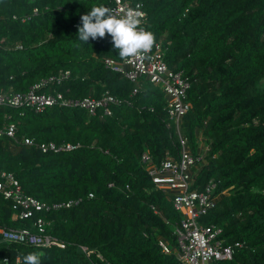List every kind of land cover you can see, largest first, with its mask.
Returning <instances> with one entry per match:
<instances>
[{
    "label": "trees",
    "instance_id": "obj_1",
    "mask_svg": "<svg viewBox=\"0 0 264 264\" xmlns=\"http://www.w3.org/2000/svg\"><path fill=\"white\" fill-rule=\"evenodd\" d=\"M148 30L161 41L168 68L190 81V108L179 131L169 122L166 96L145 77L130 81L105 67L122 59L110 34L78 41L81 15L111 0H0V90L26 91L39 79L69 71L52 84L67 98L119 100L111 114L54 105L40 112L0 106V127L13 122L15 138L0 137V169L12 172L28 195L49 205L76 202L13 219L0 196V227L32 228L36 217L62 245L0 244V264H182L161 251L175 245L180 214L155 188L141 162L177 158L178 133L192 156L194 186L218 181L217 205L199 218L222 228L225 243L242 242L221 264H264V0H137ZM36 9V11H34ZM48 88V87H47ZM46 87L43 90L47 89ZM70 143L43 152L26 145ZM204 144L208 149L204 152ZM91 194V196H90Z\"/></svg>",
    "mask_w": 264,
    "mask_h": 264
},
{
    "label": "built area",
    "instance_id": "obj_2",
    "mask_svg": "<svg viewBox=\"0 0 264 264\" xmlns=\"http://www.w3.org/2000/svg\"><path fill=\"white\" fill-rule=\"evenodd\" d=\"M109 8L116 15H124L129 9L138 11L142 14L140 27L148 29L147 11L141 1L111 0ZM164 55V47L159 40L154 42L152 48L141 57L120 60L106 58L104 65L130 81L145 77L159 87L166 96V110L169 119L167 125L173 124L178 132L180 120L190 108V102L186 98L190 81L182 72L168 68ZM69 75L70 72L67 70L59 71L55 75L51 74L39 79L23 92L11 89L0 90V106L14 109L28 108L40 112L48 107L61 105L78 107L88 114H95L98 109H102L104 114H111L110 105L118 103L119 100L108 92L100 97L86 96L75 99L65 97L56 89L49 91L50 85L62 83ZM45 87L48 88L43 90ZM16 131L15 123L7 122L0 127V137L15 138ZM178 138L181 150L177 158L168 155L159 163H155L148 153L143 152L141 155V162L155 188L169 194L174 209L180 214L179 224L172 229L175 245L171 246L163 239H160L158 244L163 253L173 254L182 264H221L222 261L231 259L235 250L241 248L243 243L236 241L227 244L221 237L222 228L220 226L199 222L202 215L216 207L218 196L223 192H216L218 181L212 178L208 179L201 189L194 186L191 170L201 160L202 153L199 156H192L179 133ZM22 142L26 145H35L43 152L68 150L73 147L70 143L56 145L54 142H41L34 144V140L28 136H23ZM204 149L206 152L208 148ZM0 196L11 202L13 219H31L39 212L51 208L70 207L76 203L67 201L49 205L42 202L26 194L15 175L3 169H0ZM33 227L34 230L28 227H0V244L21 243L39 248L62 245L60 241L46 232L45 220L42 217H36L32 224ZM7 261L5 258L4 263L7 264Z\"/></svg>",
    "mask_w": 264,
    "mask_h": 264
},
{
    "label": "clouds",
    "instance_id": "obj_3",
    "mask_svg": "<svg viewBox=\"0 0 264 264\" xmlns=\"http://www.w3.org/2000/svg\"><path fill=\"white\" fill-rule=\"evenodd\" d=\"M142 14L129 9L124 15H116L103 4H94L81 15V24L77 27L78 41L85 44L90 38L111 36L113 47L118 55L124 58L141 57L153 46L154 34L140 27ZM24 264H42L41 256L30 252L24 256Z\"/></svg>",
    "mask_w": 264,
    "mask_h": 264
},
{
    "label": "rangeland",
    "instance_id": "obj_4",
    "mask_svg": "<svg viewBox=\"0 0 264 264\" xmlns=\"http://www.w3.org/2000/svg\"><path fill=\"white\" fill-rule=\"evenodd\" d=\"M261 84H264V79L261 80ZM202 146H204V144H202ZM206 146V145H205ZM204 146V147H205Z\"/></svg>",
    "mask_w": 264,
    "mask_h": 264
}]
</instances>
